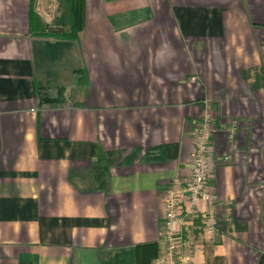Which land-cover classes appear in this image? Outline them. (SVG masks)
Instances as JSON below:
<instances>
[{
    "label": "crops",
    "instance_id": "crops-1",
    "mask_svg": "<svg viewBox=\"0 0 264 264\" xmlns=\"http://www.w3.org/2000/svg\"><path fill=\"white\" fill-rule=\"evenodd\" d=\"M65 10L0 0V264H154L205 98L217 231L184 249L264 264V0H86L74 38Z\"/></svg>",
    "mask_w": 264,
    "mask_h": 264
},
{
    "label": "built area",
    "instance_id": "built-area-1",
    "mask_svg": "<svg viewBox=\"0 0 264 264\" xmlns=\"http://www.w3.org/2000/svg\"><path fill=\"white\" fill-rule=\"evenodd\" d=\"M203 108L196 129L192 172L187 177H175L162 193L166 243L154 264H191L184 249V230L188 218L199 215L198 212L201 213L204 234L212 239L217 231L216 199L209 188L212 169L209 146L215 131L209 99L203 100ZM229 158L226 156L224 160ZM200 201L204 204L202 209L198 206Z\"/></svg>",
    "mask_w": 264,
    "mask_h": 264
},
{
    "label": "trees",
    "instance_id": "trees-1",
    "mask_svg": "<svg viewBox=\"0 0 264 264\" xmlns=\"http://www.w3.org/2000/svg\"><path fill=\"white\" fill-rule=\"evenodd\" d=\"M64 2H65L66 10L64 11L63 15H61L60 17V23L61 25L66 26V31L64 33L69 37L74 38L83 28L86 0H64ZM44 32L47 33L48 30L45 29ZM84 82L85 80L80 77L77 80L78 84H83ZM47 99L48 101H56V100L63 101L59 98H54L50 100L51 98L47 97Z\"/></svg>",
    "mask_w": 264,
    "mask_h": 264
},
{
    "label": "water",
    "instance_id": "water-1",
    "mask_svg": "<svg viewBox=\"0 0 264 264\" xmlns=\"http://www.w3.org/2000/svg\"><path fill=\"white\" fill-rule=\"evenodd\" d=\"M49 30L52 31V32H55V31H59V32H62L65 30V27L63 26H50L49 27Z\"/></svg>",
    "mask_w": 264,
    "mask_h": 264
}]
</instances>
